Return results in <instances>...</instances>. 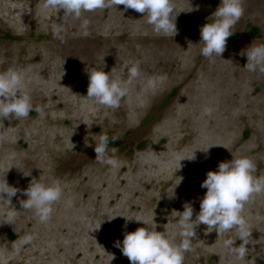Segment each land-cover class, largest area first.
Here are the masks:
<instances>
[{
	"label": "rangeland",
	"instance_id": "obj_1",
	"mask_svg": "<svg viewBox=\"0 0 264 264\" xmlns=\"http://www.w3.org/2000/svg\"><path fill=\"white\" fill-rule=\"evenodd\" d=\"M219 3L173 0L176 32L167 36L155 34L142 13L123 5L84 13L90 20L84 37L79 21L64 17L63 10H42L39 0H0V71L21 72L23 90L44 117L33 110L26 120H3L0 172L10 167L7 183L18 189L34 178L63 187L46 224L23 211L19 192L11 198L9 206L19 212L15 225L0 224V264H129L114 241L148 227L152 217L156 231L176 238L177 212L189 202L195 219L206 191L200 184L219 162L247 156L264 177V77L248 73L240 54L251 43H264V0H243L244 14L225 51L204 59L199 29ZM57 24L63 43L51 35ZM250 26L258 33L251 34ZM132 64L141 77L119 109L84 98L87 67H103L116 78ZM147 79L154 81L152 89ZM204 106L212 109L210 116L202 115ZM33 128L38 134L26 136ZM103 130L118 136L108 142L124 160L118 176L94 161L92 136ZM193 151L194 160L183 159L178 169L172 154L191 158ZM138 153L144 158L137 159ZM11 210L0 204V219ZM129 215L137 221L123 227L120 216ZM243 215L253 240L246 260L225 257L223 237L199 224L184 264H264V194L246 203ZM26 232L34 235L32 244L14 255L13 244Z\"/></svg>",
	"mask_w": 264,
	"mask_h": 264
},
{
	"label": "clouds",
	"instance_id": "obj_2",
	"mask_svg": "<svg viewBox=\"0 0 264 264\" xmlns=\"http://www.w3.org/2000/svg\"><path fill=\"white\" fill-rule=\"evenodd\" d=\"M117 5H123L124 11L132 9L142 13V17H146L145 22L157 35L167 36L169 33L174 35L176 32L173 0H39L42 10L52 9L55 13L63 10L64 17L70 16L79 21L80 34L84 37L89 35L90 27V20L83 16L84 13L116 8ZM189 9V11L194 10L190 6ZM243 14V0H220L215 11L208 17L209 22L199 29L198 43L201 45L199 56L204 59L220 58L225 51L227 38L233 34L234 26ZM51 35L61 43L65 39L64 30L59 24L51 27ZM240 54L246 57L243 68L248 73L264 77V43H251ZM103 56L100 57L102 63ZM102 68L89 66L85 69L88 83L84 98L107 109H119L122 100L129 93L130 86L141 77L139 66L138 64L126 65L116 78H111ZM145 83L147 89L154 87L152 79H147ZM24 88L25 84L20 71L12 68L0 71V127H3V120L11 119L19 122L28 119L29 113L33 110L39 113L42 119L44 118L42 109H33L31 96L23 90ZM211 114L212 109L204 106L202 115L210 116ZM37 134L36 128L26 132V136ZM117 138L118 136L110 137L103 130L92 136L94 144L91 146L95 153V163L102 168L111 169L118 176L124 160L116 154V148L108 146L109 139L114 141ZM85 144L90 146L87 140ZM142 158L144 154L138 153L137 159ZM194 158V151L191 158L172 154V159L179 166L178 169L181 167L180 161L194 160ZM9 168L0 172V204L12 210L4 214L0 224L15 225L19 211L9 205L11 198L18 192L25 197L23 200L18 198L23 211L31 212L41 224L48 223L53 215V205L63 196L61 182L54 180L46 184L41 179L34 178L26 188L18 189L7 183L6 173ZM256 173L255 163L247 156H232L231 160L219 162L215 171L206 172L205 179L200 184V187L206 191L199 199V211L195 219L192 218L193 207L189 202L182 205V212H177L176 238L156 231L157 225L152 217L148 227H140L132 232L125 231L122 241H114L113 246L127 257L129 264H184L186 255L194 251L193 242L196 240L194 229L199 224H203L209 232L215 231L217 235L223 237L220 246L225 257H231L236 261L246 260L250 252V248L246 245H250L253 240L251 239L252 229L243 215L244 205L256 195L264 194V177L257 176ZM23 175L28 176L29 172ZM166 197L174 198L173 190L170 194L166 192ZM114 217L116 216L112 218ZM120 217L125 219L123 227H126L128 221L135 220L131 215ZM230 232L235 234L226 235ZM33 240L34 235L26 232L13 244L12 253L19 255L26 246L32 244ZM237 240L240 241L238 245L235 244Z\"/></svg>",
	"mask_w": 264,
	"mask_h": 264
},
{
	"label": "trees",
	"instance_id": "obj_3",
	"mask_svg": "<svg viewBox=\"0 0 264 264\" xmlns=\"http://www.w3.org/2000/svg\"><path fill=\"white\" fill-rule=\"evenodd\" d=\"M258 28L257 27H255V26H250V33L251 34H255V33H258Z\"/></svg>",
	"mask_w": 264,
	"mask_h": 264
}]
</instances>
